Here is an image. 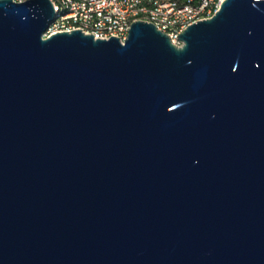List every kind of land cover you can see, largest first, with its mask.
I'll return each instance as SVG.
<instances>
[{
	"label": "water",
	"instance_id": "95a60500",
	"mask_svg": "<svg viewBox=\"0 0 264 264\" xmlns=\"http://www.w3.org/2000/svg\"><path fill=\"white\" fill-rule=\"evenodd\" d=\"M56 15L0 0V264H264V0L180 45Z\"/></svg>",
	"mask_w": 264,
	"mask_h": 264
},
{
	"label": "bare ground",
	"instance_id": "6f19581e",
	"mask_svg": "<svg viewBox=\"0 0 264 264\" xmlns=\"http://www.w3.org/2000/svg\"><path fill=\"white\" fill-rule=\"evenodd\" d=\"M23 2L26 0H12ZM57 12L54 21L50 24L52 32L70 31L84 29L92 35H107L126 39L131 24L137 20L152 23L158 30L159 25H174L182 22V26H189L202 19L211 17L215 13V0H188L184 3L180 0H156L155 2H144L143 0L127 1V8L122 11V17L113 21L95 22L77 20L75 16H69L70 4L74 8H82L86 0H50ZM204 4V5H203ZM56 6V7H55ZM161 6H165L161 7ZM202 6L200 9H195ZM168 11H179L176 14ZM168 35L167 32H164ZM125 35V38H124ZM175 44V38L169 36ZM97 38V37H94Z\"/></svg>",
	"mask_w": 264,
	"mask_h": 264
},
{
	"label": "built area",
	"instance_id": "2783aa9c",
	"mask_svg": "<svg viewBox=\"0 0 264 264\" xmlns=\"http://www.w3.org/2000/svg\"><path fill=\"white\" fill-rule=\"evenodd\" d=\"M127 1H134V0H86V5L82 6V8H74L70 4L69 16H75V19L84 20V21L116 22V19L122 17V11L127 8ZM143 1L156 3V0H143ZM215 1H216V9H215L216 12L219 9L220 4L223 0H215ZM161 7L165 8V6H161ZM200 8H202V6H197L195 9H200ZM168 12L176 14L179 11H168ZM186 27L187 26H182V22H179L178 24H174V25H159V30L162 32H167L169 36L175 38V44L180 45L181 41L177 38L178 37L177 35L180 34ZM80 30L85 34H91L84 31V29H80ZM51 33H54L52 32V28H48L46 35H49ZM93 36L101 39L110 38L109 34L93 35ZM120 40L123 41V39Z\"/></svg>",
	"mask_w": 264,
	"mask_h": 264
},
{
	"label": "trees",
	"instance_id": "16d2710c",
	"mask_svg": "<svg viewBox=\"0 0 264 264\" xmlns=\"http://www.w3.org/2000/svg\"><path fill=\"white\" fill-rule=\"evenodd\" d=\"M180 1H182V2H184V3H187L188 0H180Z\"/></svg>",
	"mask_w": 264,
	"mask_h": 264
}]
</instances>
